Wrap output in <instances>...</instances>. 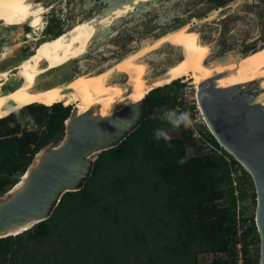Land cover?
Listing matches in <instances>:
<instances>
[{
	"label": "trees",
	"instance_id": "16d2710c",
	"mask_svg": "<svg viewBox=\"0 0 264 264\" xmlns=\"http://www.w3.org/2000/svg\"><path fill=\"white\" fill-rule=\"evenodd\" d=\"M171 84L145 94L149 113L153 107H162L166 118L175 113V98L183 83L172 80ZM61 104H28L0 117V194L17 180L11 176L23 172L39 145L61 131L70 108ZM177 114L174 127L180 129L181 138L153 133L155 122L146 117L116 146L99 152L83 186L63 193L48 218L11 241L0 238V264L19 258L18 264H29L37 255L39 260L32 264L59 255L60 264H71L70 260L77 264H236V243L242 264H258L253 216H248L238 234L234 219L236 202L254 203L249 176L205 127V132L198 130L201 137L224 159L213 160L211 151L187 155L185 143L199 147L182 124L184 113L177 110ZM231 169L239 172L235 195ZM220 198L226 199V205L216 204ZM251 244L256 246L255 255ZM199 253L215 256L198 262Z\"/></svg>",
	"mask_w": 264,
	"mask_h": 264
},
{
	"label": "water",
	"instance_id": "95a60500",
	"mask_svg": "<svg viewBox=\"0 0 264 264\" xmlns=\"http://www.w3.org/2000/svg\"><path fill=\"white\" fill-rule=\"evenodd\" d=\"M96 1L104 6L94 16V42L112 32L111 27L142 19L151 10L163 9L162 15L154 12L158 18L152 21L166 27L181 9H172L173 5L185 0ZM68 27L64 24L60 32ZM227 73H211L200 80L194 87V99L207 132L250 178L257 263L264 264V108L256 99L261 88L256 79L218 86L216 80ZM112 80L122 83L124 75L116 74ZM148 106L146 95L136 102L119 101L104 116L96 113V106L79 112L70 106L61 136L38 148L17 180L0 194V238L19 234L48 218L63 193L83 186L91 174L92 155L121 142L147 116Z\"/></svg>",
	"mask_w": 264,
	"mask_h": 264
},
{
	"label": "bare ground",
	"instance_id": "6f19581e",
	"mask_svg": "<svg viewBox=\"0 0 264 264\" xmlns=\"http://www.w3.org/2000/svg\"><path fill=\"white\" fill-rule=\"evenodd\" d=\"M138 1L150 2L133 0L135 3ZM47 10V6L35 0H0V40L8 41L11 38L5 31L14 24L22 26L27 20L32 23L30 30L19 32L11 38L10 45H4L1 49L0 117L33 102L60 101L72 105L77 112L96 106V113L104 116L117 102H136L152 88L176 78L191 79L196 86L209 74L225 70L228 73L216 80L218 86L256 79L261 88L256 99L264 108V45L240 57L224 56L208 64L205 61L210 50L208 42L199 40L196 27L194 29L189 23L160 32L152 39L143 41L136 50L106 62L107 65L99 69L79 72L69 78L64 74L43 77L45 73L59 69L83 54L93 35L95 21L94 17L78 19L66 30L43 41L39 36L44 28L41 15ZM168 42H174L184 50L185 63L175 65L164 75L150 77L146 56L154 54L155 50L158 51ZM27 43L31 45L29 50L21 51L25 47L23 44ZM116 74L124 75L122 83L113 82Z\"/></svg>",
	"mask_w": 264,
	"mask_h": 264
},
{
	"label": "rangeland",
	"instance_id": "374dc122",
	"mask_svg": "<svg viewBox=\"0 0 264 264\" xmlns=\"http://www.w3.org/2000/svg\"><path fill=\"white\" fill-rule=\"evenodd\" d=\"M35 1H38L43 6L48 7V10L41 15L44 28L40 32L39 36L43 39V41L49 40V38L53 37L55 33L58 34V32H60V29L62 26H64V24H67V25L69 24V26H71L78 19H81V18L86 19L88 17H91L93 11L95 9H97V7H98L97 5L94 6V3L92 2L93 0H35ZM198 1L201 3V5L198 7V8H201L200 10L205 11V9L207 10L209 8V10L206 14H203L201 12L202 13V14H200L201 17L202 16L205 17L206 15L208 17L210 15L209 17H211L212 19L208 20V21H203L202 23H199L196 25H191V26L196 27V29L199 30V33L201 34V35L199 34L200 39L202 41H204V40L207 41L210 49H212L213 45H215L216 46L215 48L216 49L219 48V50H220V51L216 52V53H218V55H220L218 57L211 58L212 54L211 55H210V53L208 54L207 59H206V62L208 64L209 63L213 64L214 61L219 59L221 56L224 57V56H229V55L233 54V55H236L237 57H240V56L246 54L247 52L253 51L256 48L264 45L263 44L264 43V0H225L224 4H229L230 6L235 5L233 10L241 11L240 13L237 14V16H236L237 19L235 21L233 20L232 15H230V16H232L231 18L226 17V19H221L219 21L213 20L214 18H216L219 15L218 11L215 10L216 7L222 5L223 3L222 4L221 3H214V2H210V1L206 2V0H196L195 2H198ZM222 1H224V0H222ZM236 4H237V6H236ZM50 5H52V6L49 7ZM84 6H87V7L84 9L83 8ZM226 9H228V8H226ZM255 9L257 10L258 16L256 18L254 16L255 19L249 21V23L247 25L243 16L245 14H247V12H249V11L253 12ZM153 13H154V11L151 10L150 12L146 13V15L143 18L147 21V20H149L150 17H152ZM199 17L200 16H198L197 14H193L194 19H198ZM230 20H231V23L229 22ZM135 22L136 21L126 22L127 25H129V27H126V28L129 29V32L130 31L132 32L131 34H133V32H135V30H133V26L135 27L138 25ZM141 22H142V20H141ZM148 22H146L145 29L142 30L141 34L138 36L139 41L136 39L137 38L136 34H134L135 39H133V37L130 36L131 40H129V41H132V42H130V45H131L130 49L128 51H126L125 53L120 54L119 56H122V55H124L130 51L136 50L137 46H139V44H141L143 41H147V40L152 39L154 36H156L160 32H163L164 30H167L168 28L176 27V26H179L183 23H189V24L191 23L189 18H184V19L178 21L176 24L166 25V27L162 26V28L160 27L158 29L159 31H156L157 30L155 28L156 25L155 24L150 25ZM205 22H211L213 24L216 23V25L212 26L211 24H205ZM259 22H260V24H259ZM259 25H260V27L262 26L261 29L259 28ZM31 27H32L31 21L27 20L26 22H24V24L22 26H17L16 24H14L12 27L8 28L5 32L9 37L12 38V37L17 36V34L19 32L30 30ZM230 29L232 30V32L228 33ZM144 33H146V35L142 39L141 35H143ZM255 36H257L256 41L251 42L250 45L248 44L245 48H239L237 46V48L234 49L235 45L239 44L240 42H236L235 45H233V47L229 45V41L231 42L232 39L233 40L234 39L235 40L247 39V38H253ZM5 38H7V37H5ZM11 38L8 41L0 40V52H1V49L3 48L4 45L5 46L10 45L9 42H10ZM27 39L28 38H26V40ZM103 43L104 42H101L100 44H103ZM168 43L169 44L167 46L162 45L161 48L160 47H159V49L157 48L158 51L155 50L154 54L150 53V54H148V56H146L147 62H145V63L148 65V74H150L149 75L150 77H152V75L154 77L158 76V75H164V74L168 73L170 71V69H172L175 65H181L182 63H185L183 61V59L179 62L174 63V61L176 59H178L179 56H178L177 51L172 46L174 44V42H172V43L168 42ZM170 44H172V45H170ZM23 45H25V47L21 49V51H23V52L28 51L29 48L31 47V45H29V43H27V45L26 44H23ZM175 46H177V45H175ZM229 48H230V52L228 54L227 53L222 54L223 50L229 49ZM234 52H237V53H234ZM230 53H232V54H230ZM108 61H110V60H108ZM86 62H88V60H85L83 58L73 59L63 67H61L59 69H53V70L49 71L48 73H45L43 75V77H49V76L54 77L57 74L58 75L64 74V75H66V77L69 78L71 75L77 74L79 72L87 71V69L78 71V69H80L78 66H80L81 64H84ZM94 63H95V65H97V64H99V61L95 60ZM93 67L94 66L90 65V67L88 68V71H89V69H91ZM180 78L181 79H177V82L178 83L183 82V84H184L183 86H187V87H183V88H185V90H187L186 94L189 95L188 97H186L187 98V102H185L186 113H184V119L183 120L188 126H191L190 128H191L192 132L194 133L193 135L196 136L194 142L199 147V149H198L193 145H189L188 143H185L184 144L185 153L189 156L197 155V154H200L202 156L204 153L209 154L207 152V150L211 149V147L208 146L206 144V142L202 141L198 137V134H200V132L198 130L205 132L204 125L202 123H199L198 113L189 107L190 103L188 101L190 99L189 97L192 95L191 91L193 90V88L192 87L189 88L188 86L189 85L191 86L192 84L194 85V83L192 82L191 79L182 78V77H180ZM174 80H176V79H174ZM167 84L172 85L173 83L171 84V82H170ZM174 87L175 86L173 84L172 88H174ZM194 87H195V85H194ZM162 91H165V89H162ZM60 102L63 105H65L63 103V101H60ZM42 103H45V102H42ZM68 106L70 107L72 105L69 104ZM177 116H178V114H172V116L170 118L169 117L166 118V111L163 110L162 107H159V108L153 107L152 111H150V113L148 111L146 117L150 121L155 122L156 126L153 128V133L162 134L167 138L176 139V138H181L180 129L174 127V121L177 118ZM185 117H186V119H185ZM161 118H164V119L166 118V119L164 121H161L160 120ZM182 124H183V122H182ZM61 134H62V129L57 135L53 134L52 135L53 137L46 138L44 143L40 144L38 148H40L44 144L51 142L52 140H54L56 138H59L61 136ZM204 140H206V139H204ZM29 147H32V145L30 144ZM97 154L98 153H95L92 155L93 160L96 158ZM223 156L224 155L222 154L221 151L218 153V151L216 152L213 149L211 150L210 157L213 160H215V161L222 160V159H224ZM20 174H21V171H17L11 177L18 178L20 176ZM246 189L250 195V190H248L249 189L248 184H247ZM215 202L219 206L220 205H226V203H227L225 198L217 199ZM253 207H254V203H252L248 199H246V201H243L241 206H239V208H241L242 216L248 217V216L252 215ZM235 208L237 209V206ZM238 212H240V211L238 210ZM8 239L11 241L14 239V237L9 236ZM45 246H46L45 248H47V249L50 248V246L48 244H46ZM255 247L256 246L254 244H251V246H250V252H252L253 255H255ZM17 256H18V254H17ZM214 256H215V254H212V253H199L197 255V261L198 262H207L211 258H213ZM28 258H30V256ZM39 258L40 257L38 255L36 258H33V259L30 258L28 260V263L29 264L35 263V261L39 260ZM54 258L55 259H52L50 261L48 258H46L44 260L45 262L43 264H60V261H59L60 255L58 256V258H56V257H54ZM19 260H20V258L18 260H13L12 264H18ZM70 261H71V264H77V260H70ZM64 264H65V262H64Z\"/></svg>",
	"mask_w": 264,
	"mask_h": 264
},
{
	"label": "flooded vegetation",
	"instance_id": "af4514ba",
	"mask_svg": "<svg viewBox=\"0 0 264 264\" xmlns=\"http://www.w3.org/2000/svg\"><path fill=\"white\" fill-rule=\"evenodd\" d=\"M195 1L196 0H185V1H180V4L177 5V6L173 5L172 9H176V8H181V9L177 12V15L173 19H171L170 21L166 22V25L176 24L178 21H180V20H182L184 18H189L190 22H191L190 23L191 25H196V24L202 23L203 21L211 20L212 19L211 17L208 18L210 15L208 17H207V15L205 17L204 16L201 17V15H200L202 13L206 14L208 12L209 8L207 10L205 9V11H202V10H200L201 8H198L201 5V3L199 1L198 2H195ZM208 1L214 2V3H221V4L223 3L222 5L216 7L215 10L218 11L219 15L216 18L213 19L214 21H219L221 19H226V17L231 18L232 16H233V20L235 21L237 19L236 18L237 14L241 12L239 10H236V11L233 10L235 5H231L230 6L229 4H224L225 0L224 1H222V0H206V2H208ZM92 2L94 3V6H96V5L98 6L97 9H95L93 11V13H92V16L94 17V16H96L97 12H99V10L104 6V4L102 5V3H97L96 0H93ZM163 2H165V1H160V3H163ZM236 6H237V4H236ZM226 8H228V9H226ZM157 11H160L161 15L163 14V9H158ZM157 11L155 10L154 12H157ZM193 14H197L200 17L198 19H194L193 18ZM230 15H232V16H230ZM254 16H255V18L258 16L256 9L253 12L252 11L247 12V14H245L243 16V18L246 21L247 25H248L249 21L255 19ZM157 18H158V15H155L153 13L152 17H150L149 20H147V21L144 18L139 19L138 21L136 20L135 23H137L138 25L135 26V27L133 26V30H135V32H133V34H131L132 32L131 31L129 32V29L126 28V27H129V25H127V23H123V24L119 25L118 27H115V28L111 27L112 28V32L107 34L105 37H103L99 41L94 42L95 40L91 39L88 42V44L86 45L85 51L83 52V54L78 58V59L83 58L85 60H88V62H86L84 64H81L80 65L81 67L78 66L80 68V69H78V71L86 70V69L88 71V68L90 67V65L94 66V67L89 69V71H93L95 69L101 68L102 66H106L107 63L109 62L108 60H110V62H111L114 59L120 58L121 56H119V55L122 54V53H125L131 47L130 42H132V41H129V40H131L130 36H132L133 39H135L134 38V34H136L137 35L136 39L139 41V37L138 36L141 34V31L145 29L146 22L149 21L148 23L150 25L151 24H153V25L155 24L156 25L155 28L157 29V31H159L158 29L160 27L162 28V25L158 26L156 23H152V20L153 19L156 20ZM141 20H142V22H141ZM229 22L231 23V20ZM205 24H211L212 26L216 25V23L213 24L211 22H205ZM259 24H260V22H259ZM261 27L259 25L260 29H261ZM197 31L199 33V30H197ZM231 32H232V30L230 29L228 33H231ZM145 35H146V33L141 35L142 36L141 38L143 39ZM256 38H257V36H255L253 38L239 39V40H235V39L233 40L232 39L231 42L229 41V45L233 47V45H235L236 42H240L239 44L235 45L234 49H236L237 46L239 48H245L248 44L250 45L251 42L256 41ZM199 40H201L200 37H199ZM101 42H104V43L100 44ZM94 44H96V45L94 46ZM168 44L169 43H166L164 45L167 46ZM170 45H172V44H170ZM92 46H94V47H92ZM172 46L177 51L178 56H179L178 59H176L174 61V63L175 62H179L182 59L185 62L184 50L181 47H179V46H175L174 44ZM218 51H220L219 48L210 49L209 53L212 54L211 58L220 56V55H218V53H216ZM229 52H230V48L223 50L222 54L223 53L224 54L225 53L228 54ZM234 53H237V52H234ZM230 54H232V53H230ZM228 57H237V56L232 54V55H229ZM95 60L99 61V64L95 65V63H94Z\"/></svg>",
	"mask_w": 264,
	"mask_h": 264
},
{
	"label": "built area",
	"instance_id": "2783aa9c",
	"mask_svg": "<svg viewBox=\"0 0 264 264\" xmlns=\"http://www.w3.org/2000/svg\"><path fill=\"white\" fill-rule=\"evenodd\" d=\"M183 83V82H182ZM192 84V83H191ZM184 85V84H183ZM183 87H187V86H182V92L175 98V104H174V110H175V113L174 114H177V110H180V111H182L183 113H186V110H185V102H187V98L186 97H188L189 95H187L186 94V92H187V90H185V88H183ZM189 88L190 87H192L193 88V90L191 91V93H192V95L189 97L190 99H189V103H190V105H189V107L192 109V110H195L197 113H198V121H199V123H202V121H201V117H200V114H199V112H198V110H197V107H196V103H195V99H194V85L192 84L191 86L189 85L188 86ZM183 124H185L190 130H191V126H188L185 122H184V120H183ZM194 133L192 132V130H191V136L195 139V135H193ZM198 137L202 140V141H204V142H206V144L208 145V146H210L211 147V149H209V150H207V152H209V151H211L212 149L214 150V151H218V153L220 152L219 151V149H217V148H215L214 146H212L208 141H206V140H204V138L202 137L201 138V136H200V134H198ZM229 175H230V178H231V184H232V186H234V189H233V194L235 195L236 193H237V176L239 175V172L238 171H236V170H233V169H231L230 170V172H229ZM239 203L238 202H236L235 203V207L237 206V209L235 208L234 210H235V215H234V219H235V228H236V234H238L241 230H243L244 228H245V226L247 225V223H248V220H246L248 217H246V216H240L239 215V212H238V210H239ZM246 220H244V219ZM239 248H240V245H239V243H236V249H237V259H236V264H242V259H241V255H240V251H239Z\"/></svg>",
	"mask_w": 264,
	"mask_h": 264
},
{
	"label": "clouds",
	"instance_id": "9594fccd",
	"mask_svg": "<svg viewBox=\"0 0 264 264\" xmlns=\"http://www.w3.org/2000/svg\"><path fill=\"white\" fill-rule=\"evenodd\" d=\"M25 24H26V23H25ZM28 28H29V27H28ZM177 79H181V78H176V80H177ZM33 103H37V102H33ZM33 103H30V104H33ZM27 105H28V104H27ZM21 107H22V106H21ZM185 119H186V117H185Z\"/></svg>",
	"mask_w": 264,
	"mask_h": 264
}]
</instances>
